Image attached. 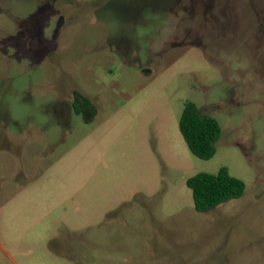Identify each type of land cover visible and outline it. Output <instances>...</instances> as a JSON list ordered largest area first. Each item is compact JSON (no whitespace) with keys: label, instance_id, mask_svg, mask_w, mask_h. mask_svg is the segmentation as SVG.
<instances>
[{"label":"rangeland","instance_id":"1","mask_svg":"<svg viewBox=\"0 0 264 264\" xmlns=\"http://www.w3.org/2000/svg\"><path fill=\"white\" fill-rule=\"evenodd\" d=\"M223 166L244 195L197 211ZM0 264H264V0H0Z\"/></svg>","mask_w":264,"mask_h":264},{"label":"trees","instance_id":"2","mask_svg":"<svg viewBox=\"0 0 264 264\" xmlns=\"http://www.w3.org/2000/svg\"><path fill=\"white\" fill-rule=\"evenodd\" d=\"M73 108L86 121H92L97 113L90 98L79 90H74ZM179 128L194 155L202 159L214 156L222 135V126L216 117L205 113L196 102L188 100L184 103ZM187 185L192 190L195 208L200 212L213 210L242 197L246 190L245 182L232 175L225 166L217 173L198 172L187 179Z\"/></svg>","mask_w":264,"mask_h":264}]
</instances>
